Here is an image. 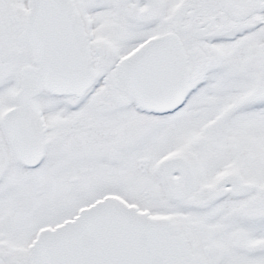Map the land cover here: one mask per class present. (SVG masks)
I'll return each instance as SVG.
<instances>
[{
	"label": "snow or ice",
	"instance_id": "snow-or-ice-1",
	"mask_svg": "<svg viewBox=\"0 0 264 264\" xmlns=\"http://www.w3.org/2000/svg\"><path fill=\"white\" fill-rule=\"evenodd\" d=\"M0 264H264V0H0Z\"/></svg>",
	"mask_w": 264,
	"mask_h": 264
}]
</instances>
